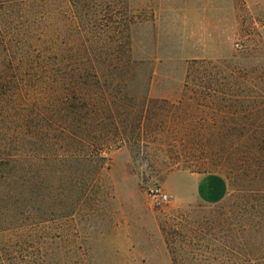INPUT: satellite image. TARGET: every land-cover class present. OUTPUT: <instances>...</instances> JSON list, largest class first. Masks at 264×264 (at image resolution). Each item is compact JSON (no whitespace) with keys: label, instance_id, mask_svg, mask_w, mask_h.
<instances>
[{"label":"rangeland","instance_id":"374dc122","mask_svg":"<svg viewBox=\"0 0 264 264\" xmlns=\"http://www.w3.org/2000/svg\"><path fill=\"white\" fill-rule=\"evenodd\" d=\"M128 5L138 16L130 29L137 72L125 143L96 171L81 160L50 164L49 225L53 235L63 231L51 252L63 246L64 264H260L259 239L243 235L238 212L245 183L230 167L264 129V0ZM39 11L47 14L38 31L71 23L69 0ZM37 169L44 173L41 158ZM210 174L227 183L215 203L197 195ZM156 185L174 196L169 203L154 202Z\"/></svg>","mask_w":264,"mask_h":264},{"label":"trees","instance_id":"16d2710c","mask_svg":"<svg viewBox=\"0 0 264 264\" xmlns=\"http://www.w3.org/2000/svg\"><path fill=\"white\" fill-rule=\"evenodd\" d=\"M48 1L0 0V264H64L63 246L58 257L50 250L55 237L63 240L49 225L50 164L81 160L96 171L122 148L128 127L138 19L128 0H69L71 23L38 31ZM252 138L230 168L245 183L243 235L258 237L255 259L264 264V129Z\"/></svg>","mask_w":264,"mask_h":264},{"label":"crops","instance_id":"0c3cea01","mask_svg":"<svg viewBox=\"0 0 264 264\" xmlns=\"http://www.w3.org/2000/svg\"><path fill=\"white\" fill-rule=\"evenodd\" d=\"M227 191L225 179L217 174L204 177L198 186L197 195L204 202H219Z\"/></svg>","mask_w":264,"mask_h":264},{"label":"built area","instance_id":"2783aa9c","mask_svg":"<svg viewBox=\"0 0 264 264\" xmlns=\"http://www.w3.org/2000/svg\"><path fill=\"white\" fill-rule=\"evenodd\" d=\"M150 196L157 204H166L173 199V195L156 185L150 190Z\"/></svg>","mask_w":264,"mask_h":264}]
</instances>
